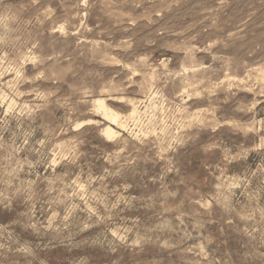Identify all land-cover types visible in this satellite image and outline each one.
<instances>
[{
    "label": "rangeland",
    "instance_id": "1",
    "mask_svg": "<svg viewBox=\"0 0 264 264\" xmlns=\"http://www.w3.org/2000/svg\"><path fill=\"white\" fill-rule=\"evenodd\" d=\"M0 264H264V0H0Z\"/></svg>",
    "mask_w": 264,
    "mask_h": 264
},
{
    "label": "bare ground",
    "instance_id": "2",
    "mask_svg": "<svg viewBox=\"0 0 264 264\" xmlns=\"http://www.w3.org/2000/svg\"><path fill=\"white\" fill-rule=\"evenodd\" d=\"M96 104L98 106V109L100 112H102L101 114H103V116L106 118L107 121H109L110 123H112L111 125H114L118 123L119 121V115L117 113H115L112 109H110L107 105H106V102L104 99H97L96 100ZM136 105V104H135ZM138 107V106H137ZM131 108V107H130ZM138 110H133L132 111V116L136 114ZM141 112V111H140ZM140 120V119H139ZM125 124V123H124ZM111 125L109 124V126H107L105 128V136L108 138V139H111L113 138L114 136H116V134L118 132H116L113 127H111ZM118 127V126H116Z\"/></svg>",
    "mask_w": 264,
    "mask_h": 264
}]
</instances>
